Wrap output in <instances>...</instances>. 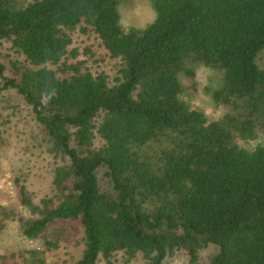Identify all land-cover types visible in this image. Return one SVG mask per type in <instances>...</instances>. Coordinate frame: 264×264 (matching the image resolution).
Here are the masks:
<instances>
[{
    "label": "trees",
    "instance_id": "1",
    "mask_svg": "<svg viewBox=\"0 0 264 264\" xmlns=\"http://www.w3.org/2000/svg\"><path fill=\"white\" fill-rule=\"evenodd\" d=\"M123 1L0 0V91L46 143L53 191L37 202L15 178L0 234L44 247L0 264H51L62 225L83 234L75 264H264V144L243 146L264 134V0H151L143 28L123 25ZM78 33L101 40L113 78ZM188 65L219 73V118L185 99Z\"/></svg>",
    "mask_w": 264,
    "mask_h": 264
},
{
    "label": "rangeland",
    "instance_id": "2",
    "mask_svg": "<svg viewBox=\"0 0 264 264\" xmlns=\"http://www.w3.org/2000/svg\"><path fill=\"white\" fill-rule=\"evenodd\" d=\"M121 21L125 27L143 28L153 22L157 13L151 0H124L120 5ZM75 43L83 44L81 53L85 48L92 52L89 65L94 70L104 71L112 78L116 72V60L110 57L102 46L101 40L94 33L75 36ZM195 68V75L186 72L181 73V80L185 86L184 97L195 108L206 113L209 118H219L223 109L217 107L212 99L209 89L219 85V73L205 66ZM5 93L0 91V204L17 205L14 180L20 177L35 196L37 202L53 194L51 159L46 153V143L37 130L34 122L24 109H18L12 113L10 105L12 98L3 101ZM15 102L20 97L15 96ZM12 113V114H11ZM11 114V115H10ZM264 144V134L258 139L243 142L247 148ZM20 210L22 208L20 207ZM16 225L12 224L7 231L0 234V252L8 259L13 255L19 256L31 247L43 248L44 240H24ZM49 236L59 239V247L47 251V257L51 264H75L83 256V234L67 225L48 232ZM216 250L210 246L204 253L211 254ZM167 264H186L183 253H178L170 258Z\"/></svg>",
    "mask_w": 264,
    "mask_h": 264
}]
</instances>
